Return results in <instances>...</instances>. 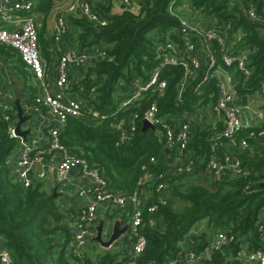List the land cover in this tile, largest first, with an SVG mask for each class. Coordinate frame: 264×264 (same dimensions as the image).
Returning a JSON list of instances; mask_svg holds the SVG:
<instances>
[{"label": "trees", "instance_id": "1", "mask_svg": "<svg viewBox=\"0 0 264 264\" xmlns=\"http://www.w3.org/2000/svg\"><path fill=\"white\" fill-rule=\"evenodd\" d=\"M34 2L35 9L44 14L53 8L52 0ZM136 2L138 11L124 8L120 13L112 12V0L93 3V9L105 21L103 25L79 14L69 17L76 27L71 37L73 44L79 50L99 48L104 54L93 57L80 68L77 79L71 82L86 113L81 119L69 118L59 131L58 140L66 151L84 158L95 168L112 192L131 195L142 190L145 195L142 232L146 247L136 258L137 264H168L171 260H177V264H254L238 253L244 245L250 251H264V240L257 229L259 213L264 209V135H258L262 123L241 125L232 142L222 137L214 140L222 131V121L214 127L191 126L188 151L196 164L191 172L176 173L173 165L162 158L165 143L162 127L142 129L141 115L150 99L143 98L130 107L122 103L132 94L135 78L148 80L151 68L157 63L154 44L167 40L181 43L176 33L179 21L170 12V6L184 4L197 9L199 17L221 34H240L233 42L234 47L249 49L252 73L246 79L241 78L237 91L240 95L262 93L264 0H237L233 5L226 0ZM250 8L256 20L247 17L246 11ZM38 41L45 56V40L41 34ZM212 44L219 61V45L216 41ZM0 48L15 52L6 45ZM205 70L203 65L199 76L191 80V86L202 79ZM182 75L183 69L178 65L160 69V79H165L167 86L158 101V115L168 117L190 112L197 105L216 100V77L203 81L200 93H195L190 86L178 96ZM93 111L96 115L91 114ZM133 112L139 116L134 120L135 130L130 131L127 120ZM15 122L14 110H0V247L10 252L13 264H127L130 255L126 250L104 249L90 256L82 249L76 254V247L71 246L72 228L67 219L71 216L76 220L79 210L63 209L54 193L46 191L35 179L24 186L7 162L17 145V138L9 132ZM123 133L128 138L121 141ZM242 140L247 141L246 148L239 147ZM212 144H215L214 152L210 149ZM226 152L239 160V173L224 164ZM212 153L224 166L218 179L207 167ZM151 158L156 162H150ZM174 159L171 150L170 161ZM200 174L201 181L193 179ZM145 175L149 179L142 181ZM159 182L167 184L166 201L156 190ZM174 202L179 206L175 207ZM152 205L155 209L149 211ZM203 219L207 220L208 233L191 232ZM219 231L225 233L227 242L221 249L210 250L212 237ZM186 240L187 250L182 244ZM206 250L210 251L208 256L203 255ZM189 251L194 254L191 260L185 257Z\"/></svg>", "mask_w": 264, "mask_h": 264}, {"label": "built area", "instance_id": "2", "mask_svg": "<svg viewBox=\"0 0 264 264\" xmlns=\"http://www.w3.org/2000/svg\"><path fill=\"white\" fill-rule=\"evenodd\" d=\"M104 0H74L70 2L63 12H60L56 18L52 40L55 46L62 40L67 32V21L70 16L79 14L86 19L98 24H105L99 15L93 9V3ZM229 5H233L237 0H226ZM119 3L124 8L134 12L138 11L139 5L133 0H112ZM174 1L171 2L173 4ZM170 12L178 18L179 27L176 29L177 36L181 43H175L167 40L165 43H155L154 52L157 63L151 68L149 78L141 81L135 78L132 82L133 92L126 98L122 105L130 107L134 102L143 98L150 99L148 107L143 111L141 120H146L153 126L159 125L164 130L165 143L164 148L167 151L174 152V161L172 165L176 173L191 172L195 167V160L188 151V142L190 140L191 123L184 119L178 124L174 123L173 116L162 117L158 115V101L167 86V81L160 79V69L165 65H178L183 69V75L178 83V96L191 86V80L199 76L200 70L205 65V73L202 79L191 86V90L200 93L201 83L208 77L217 79V97L215 107L222 121L223 128L214 140L225 138L232 142L236 131L240 128L241 112L243 107L238 104L240 94L237 86L228 84L222 79L226 69H235L242 79L248 78L252 73L249 66V49L242 47L235 49L234 40L239 38L240 34L228 36L221 34L215 28L209 26L206 21L199 17L198 10L189 4L174 7L170 6ZM0 13L2 20L9 21L14 14V28L0 26V45L11 47L17 53L21 61L30 69L33 77L38 82V92L33 96L32 102L24 106L25 110L41 111L45 110L55 121V126L49 129V138L45 145H41L37 138L25 139L17 136L14 131L15 125H12L10 135L17 138L21 146V153L18 162L14 168V174L24 186H29L31 173L35 164L39 160V154L45 146L47 152L51 154V161L55 160L54 152L59 154V159L55 165V172L58 177H64L71 169L78 167L81 176L92 181L94 190L91 200L79 209V214L74 220L72 228L71 246L76 247L78 252L83 249L84 242L95 235L96 208L101 202H112L118 207L129 203L132 206L129 214V233L131 236V248L128 252L130 259L127 264H137L136 258L140 256L146 247V238L142 232L144 225L142 215V205L140 197H145L142 190L134 192L131 195H123L112 192L107 185L106 180L100 173L88 165L84 158L71 154L60 144L58 134L69 118L81 119L85 117L84 104L81 99H74L68 95L71 90L69 72L71 68L80 69L90 63L93 57L103 55L100 49L79 50L76 45L68 47L57 59L55 65V76L52 80L47 78L46 65L42 60L38 48V33L35 24L34 3L33 0H0ZM248 18L256 20L257 17L252 8L246 11ZM216 41L219 45L220 60L216 57V52L212 42ZM203 54L204 62H201L200 56ZM264 94V87H262ZM0 110L12 112L13 107L0 103ZM96 115V112H91ZM139 114L133 112L127 120L130 125V131L135 130L134 120ZM7 118V117H6ZM171 121V123L168 122ZM121 126V125H118ZM258 135H264V118L262 127ZM128 138V134L123 133L121 141ZM215 144L210 149L215 150ZM247 141L242 140L239 147L246 148ZM150 162H156L151 158ZM223 162L235 173L240 172L239 160L236 156L226 152ZM207 167L212 172L214 178L218 179L221 175L222 163L219 162L216 154L212 153ZM161 176V175H160ZM159 176V177H160ZM167 184L159 182L156 190L163 193ZM155 206L148 208L153 211ZM258 231L264 240V223H258ZM227 242L224 232L219 231L210 243L209 249H221ZM187 250V249H186ZM244 260L256 264H264V251L257 249L248 252L239 253ZM193 252H186L185 257L188 260L193 258ZM0 261L2 264H13L10 252L5 247H0ZM168 264H177V260H171Z\"/></svg>", "mask_w": 264, "mask_h": 264}, {"label": "crops", "instance_id": "3", "mask_svg": "<svg viewBox=\"0 0 264 264\" xmlns=\"http://www.w3.org/2000/svg\"><path fill=\"white\" fill-rule=\"evenodd\" d=\"M13 0H10L12 2ZM53 8L48 14L39 12L35 9L34 5V16L35 24L38 33L42 35L45 40V56L42 54V47L38 41V48L40 56L46 65V74L47 78L52 80L55 76V65L58 57L68 48L73 46L72 35L76 32V27H74L69 19L67 21V32L58 43L57 46L54 45L52 40V31L56 21V18L60 12H63L67 5L74 0H52ZM135 1V0H133ZM33 3L34 0H33ZM124 7L119 3L113 2L112 12L120 13ZM14 14L9 21L2 20L0 13V26L6 28H14L15 17ZM47 57L49 59H47ZM201 62H204L203 54L200 56ZM79 75V69L71 68L69 72L70 82L77 79ZM222 79L225 80L230 85L238 86L241 82L240 74L235 69H226L225 74L222 75ZM68 92V95L74 99H81L78 93L74 90ZM38 92V82L33 77L30 69L20 61L17 54L11 49L0 48V103L7 104L13 107L14 114L16 116L17 106H20L24 116H29V118L24 121L20 130L27 131L25 139L37 138L40 141L41 145H45L49 138V129L52 126H55V121L45 110H25L24 106L32 102L33 96ZM242 95H240L241 98ZM82 100V99H81ZM241 112V124L242 126H259L264 118V95L260 92H254L246 95V104L242 106ZM175 124H178L180 121L187 119L190 121L191 126L193 127H202V126H215L220 123V117L217 113L215 107V101H208L207 104L197 105L195 109L190 112H181L172 114ZM17 122V117H16ZM16 122L13 124L15 125ZM21 153V146L18 144L10 154L7 159L8 164L10 165L12 172L18 162L19 156ZM55 160L51 161V154H49L43 146L42 152L39 154V160L35 164L32 173L31 179H35L42 183L43 188L48 192H53L57 197L58 203L61 204L63 209L74 210L76 212L81 207H84L92 198V193L94 190V184L91 180L81 176L80 169L75 167L66 173L64 177H58L55 172V165L59 159V154L54 152ZM163 161L165 163L172 164L170 161V151H167L164 148L162 154ZM194 169V168H193ZM205 175V174H204ZM195 177V176H194ZM197 181H201L200 176H196ZM206 177H202L204 180ZM147 175L144 176L142 181L148 180ZM162 197L166 201L165 192L162 193ZM145 197H140L139 203L143 204ZM132 206L129 203H126L122 207L116 206L112 202H101L96 208V224L99 222L100 218L105 220V226L111 224V222L116 218L120 219L121 223H129V214L131 212ZM74 217L68 218L67 222L70 226L73 225L75 219ZM206 219L198 221L192 228L191 232H202L203 226L206 224ZM258 223H264V209L259 213ZM216 235V233H215ZM215 235L212 237H215ZM104 236L107 238L108 233H104ZM126 238L130 239V243H126ZM1 242V239H0ZM97 243L91 238L87 239L84 242L83 250L89 249L91 243ZM131 236L128 231L127 236L117 239L109 248H103L111 251H123L126 250L129 252L131 248ZM183 244V249L188 248V241L186 240ZM250 251L244 245L242 247V252ZM209 250L203 253L204 256H208ZM243 258V257H242ZM193 263V260L191 261ZM256 264V263H254Z\"/></svg>", "mask_w": 264, "mask_h": 264}, {"label": "water", "instance_id": "4", "mask_svg": "<svg viewBox=\"0 0 264 264\" xmlns=\"http://www.w3.org/2000/svg\"><path fill=\"white\" fill-rule=\"evenodd\" d=\"M238 104L244 106L246 104V95H242ZM17 122L14 127L17 136L25 137L27 131L20 130L21 124L26 121L29 116H24L20 106H17L16 112ZM154 128L153 125L146 120H142V129ZM222 161V157L220 158ZM129 231V223H121V220L114 219L110 225L105 226V220L100 218L99 222L95 225V235L91 238L93 241L98 242L103 248H109L117 239L127 236ZM108 233V237L104 238V233ZM126 243H130V239L126 238Z\"/></svg>", "mask_w": 264, "mask_h": 264}, {"label": "rangeland", "instance_id": "5", "mask_svg": "<svg viewBox=\"0 0 264 264\" xmlns=\"http://www.w3.org/2000/svg\"><path fill=\"white\" fill-rule=\"evenodd\" d=\"M193 177V176H192ZM195 178V177H194ZM196 180V178L194 179ZM197 181V180H196ZM175 207H177L178 203L177 202H174L173 204ZM179 206V205H178ZM203 231L207 232L208 233V230H207V224H205L203 226ZM257 229H258V223H257ZM210 234V233H209ZM104 238H106L104 236ZM102 251V247L100 246V244H97V243H91L89 249L85 250L86 254L90 255V256H94L96 253ZM248 252V251H247ZM250 252V251H249Z\"/></svg>", "mask_w": 264, "mask_h": 264}]
</instances>
